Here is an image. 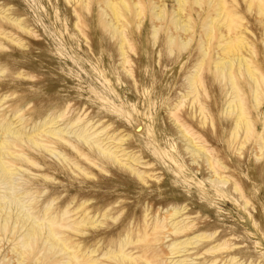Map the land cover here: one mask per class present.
Here are the masks:
<instances>
[{
    "label": "rangeland",
    "instance_id": "1",
    "mask_svg": "<svg viewBox=\"0 0 264 264\" xmlns=\"http://www.w3.org/2000/svg\"><path fill=\"white\" fill-rule=\"evenodd\" d=\"M142 1H145L142 21L132 12L123 14L121 22L116 24L103 0H0V122L13 120L14 114L20 112L29 125L51 119L64 129L82 112L87 116L84 118L97 125V130L105 128L106 134L126 136L123 147L127 153L137 155L143 163L152 164L151 169L156 170L146 175V183H142L128 168L107 162L97 153L88 152L77 144L92 161L84 160L64 141V164L56 156L59 151L56 148L62 150L61 144L51 145V149L56 150L53 152L55 155L39 151L32 153L43 167L31 168L37 177L30 179V185L40 195L36 197L34 206L41 210L50 205L59 216L64 210V224L67 223L62 231L64 241L69 240L68 245L77 256L83 254L84 248H96V256H99L126 231L144 232L147 222L151 224L157 218L168 216L167 212L171 214L174 209L185 208L182 215H187L196 224V233L218 231V237H221L226 231L234 232L239 239L232 238L231 241L239 245L237 249L264 258V230L255 234L246 225L252 222V217L254 220V217L264 214L260 211L264 195L255 196L257 190H248L253 207H258L259 212H256L252 207L245 210L243 199L235 193L215 191L207 164L201 162L202 166H198L193 163V158L181 146V136L177 135L170 120L174 115L181 124L189 126L197 138L204 137L212 154L219 159V165L230 168L222 173L233 174L232 180L246 187L255 184L250 175L256 167L250 163L255 161L250 143L245 145L240 157L236 142L229 141L233 123L225 114V104L231 85L224 82L215 63L225 58L219 55V42L223 35L233 39L243 37L255 45L258 55L251 48L244 47L238 51L240 55L236 52L229 57H249L251 70L264 74V16L256 4L249 8L243 0H223L225 9L219 10V0H215L211 9L208 0H199V3L187 0L185 8L187 15L192 17L193 41L186 50L176 48L170 54L166 26L156 22L158 43L152 41L153 6L148 0ZM157 1L168 12L177 7L175 0H154L153 3ZM220 13L229 19L232 16L230 21H233L228 19L221 24L218 19ZM101 17L126 35V57L122 56L118 39H113L101 28ZM210 17L216 18V24L210 53L200 70L201 84L205 89L201 92L200 102L206 109L202 114L199 104L192 106L187 101L182 107L177 108V105L189 88L187 78L190 71L193 72L200 61L201 26ZM25 30H29L31 35ZM235 69L238 72L235 67L234 74L237 73ZM239 72V77L237 74L235 77L240 84H253L248 73L244 70ZM255 72L259 78V73ZM133 119L142 124L144 135H139L136 124L131 123ZM15 121L19 122L18 119ZM48 140L53 143V136ZM67 140L77 142L74 135ZM27 146L24 144L23 147ZM18 165L25 166L26 163L22 160ZM138 169L150 171L141 165ZM261 188H264V181L258 184L257 189ZM24 201L29 202L28 199ZM15 209V213L20 214L17 212L20 207ZM85 211L95 218L94 222L88 220L93 225H75ZM144 214L149 216L147 222ZM166 232H150L146 238L143 245L152 246V253L147 254L149 260L170 264L172 257L168 246L176 237L166 238ZM158 233L163 239L155 243ZM218 237L201 240L197 246L189 248L194 249L189 254L207 249L216 243ZM10 246L5 237L0 244V264L16 259L10 252ZM223 254L215 256L220 258ZM61 255L56 256L59 258ZM210 257L205 254L199 262L204 263Z\"/></svg>",
    "mask_w": 264,
    "mask_h": 264
},
{
    "label": "bare ground",
    "instance_id": "2",
    "mask_svg": "<svg viewBox=\"0 0 264 264\" xmlns=\"http://www.w3.org/2000/svg\"><path fill=\"white\" fill-rule=\"evenodd\" d=\"M195 1L199 3V0ZM243 1L247 3L249 8H251L253 4H256L260 14L262 17L264 16L263 0ZM144 2L142 0H103V3L106 4V8L111 12L112 20L116 21V24L121 22L120 20L123 18V14L130 15L132 12L142 21L145 14ZM153 2L154 0H148V3L153 6L151 9L152 21L154 22L152 27L154 30L152 33V41H154L155 44L158 43L159 30L156 29L158 27L156 22H159L167 28L168 49L170 54H172L176 48L184 50H186L185 48H189L190 43L193 41L194 27L192 17L187 15L188 11L186 13L185 5L187 4V0H175L177 7L174 8L172 12H168L166 7H162L158 1V3ZM160 2L162 1L160 0ZM214 2L215 0H208L209 6H207L211 9L210 6H213ZM218 5L220 6L218 10L220 8L225 9L226 4L223 0H219ZM221 10L223 11V9ZM204 14L206 13L204 12ZM215 19L216 18L210 17L209 20L204 21L202 26L200 25L202 28L200 32L201 36L198 35L200 37V47L198 46L201 52L200 61L196 65L194 71H190L187 78L189 88L182 94L177 108L182 107L185 102L189 101L192 106L193 104H199L201 113H206V109L200 102L201 92H205L201 84L200 70L204 64V60L210 53L211 43L214 41ZM218 19L220 23L223 24L229 19V16L220 13ZM232 21L233 20L230 22ZM100 25L104 32H108L113 39H118L122 49V56L126 57L128 54L126 50L128 41L124 32H119L118 27H111L110 21H107L104 17L100 18ZM26 32L31 35L29 30ZM3 37L7 38L8 36ZM181 37L182 40H180ZM9 40L13 41V39ZM220 41L219 47L221 49L219 55L225 58L216 61L215 64L216 70L221 73L224 82L227 81L231 85L226 94L228 100L225 104V114L233 123L230 127L229 141L231 143L236 142V150L240 157H242V151L245 145L250 143L249 148L253 151L255 157V161H250V163L253 167L256 165L250 175L254 179L255 184L246 187L238 181L232 180L234 179L233 174L225 175V173H222V171H229L230 168L223 166L222 163V166L219 165V159L212 154L207 142L203 139L204 137L197 138L195 134L191 133L192 129L187 125L181 124V120L174 117V115L170 120L176 128L177 135L181 136V146L184 151L193 158V163H197L198 166H202L201 162L207 164V170L210 172V175L212 174L213 178V180L210 181L215 184V191L220 193L233 192L243 199L245 210H247L248 207H252L253 211L259 212L258 207H253L248 190H253L254 192L257 190L255 196L264 195V188L257 189L258 184L264 181V113H262L264 104V74L259 73L258 70H251V63L247 60L249 57L236 56L237 59L229 57L230 54H236V52L244 47H249L256 53L255 45L249 43L243 37L233 39L223 35ZM24 47H26L25 44ZM256 55H258V53H256ZM254 58L256 59V57ZM235 67L238 69V72L244 70L248 73L253 84H250V86L249 84H246V86L245 84H240L235 77L238 72L236 69L235 71L237 73L234 74L235 72H233ZM255 71L259 73V78H256V75L253 73ZM237 77H239L238 74ZM248 103H251V106H248ZM80 113L81 116L71 121L70 126L64 129L60 127L56 120L51 119L40 120L39 124L36 122L29 125V123H25L23 115H21L20 112L14 114L13 120L10 119L0 122V244L3 239L7 237L11 245L10 252L16 256L13 262L9 261L6 264H113V262L117 264H138L139 261H141L142 264H146L147 262L151 264H163L161 261L149 260L147 254L149 252L152 253V246L149 247L147 244V247L143 244L146 238L150 236V232L155 233L164 230L167 231L164 233V236H167L166 238L176 237L172 239V243L168 246L170 249L168 252L169 256L172 257L170 259V264H264V258H257L236 248L239 245L233 244L231 239L234 238L238 240L239 237L234 232L226 231L221 237H218V231H214L210 234L196 233V224L191 222L187 215H182L186 210L185 208L181 210L174 209L171 214L167 212L169 213L167 214L168 216H165V218H157L151 224L147 222L149 217L148 214H144V221L147 222H145L144 232L139 233L136 231L137 233H135L133 230L126 231L124 236L116 240L112 246L108 247L99 256H96L98 254L96 248H84L81 256H77L76 252L73 253L68 245L70 243L69 240L64 241V233H62L64 227H66L64 225H67V223L64 224V210L59 216L58 213L52 210L50 205H47L41 210H38L34 206L36 197H40V195L36 189L30 185V179L37 177V175L32 173L31 168L42 169L43 167L39 160L32 156V153L39 151L42 153L50 152L55 155L53 152H56V150L51 149V145L59 146V144H61L62 150L56 148L59 150L56 156L58 160L64 164V162H66L63 151L65 141L81 155L84 160H89V162L92 161L89 154L86 153V151H81L77 147L79 146L77 144L82 145V148H85L88 152L97 153L99 157L107 162H114L119 164V166L121 165L128 168L142 183H146V175L156 172V170L151 169L153 166L152 164L143 163L144 161L142 162L137 155L127 153L123 147V143L126 142V136H118L116 133L106 134L105 128L97 130V125H93L91 121L84 118L87 117L86 114ZM60 118H62V116H60ZM16 119L19 120L18 123L21 124L20 126L17 125ZM131 123L134 125L136 124V130L138 129L137 131L140 136L144 135V127H142L139 121L133 119ZM72 135L75 136L76 143L68 142L67 137L70 138ZM50 136L54 138L53 143L48 140ZM24 144L28 146L24 148ZM22 160L26 163L25 166L18 165ZM69 162L75 164L71 160ZM140 165L150 168V171L145 172L139 170L138 166ZM38 177L44 179L49 178L47 175H39ZM202 195L201 193V196ZM25 199H28L29 202L25 203ZM16 207L17 209L20 207V210H17L20 214L15 213ZM260 211L264 213V203L261 204ZM84 214L78 217L79 222H75V225H93V223H89L88 220L93 221L95 218L90 217L87 211H85ZM263 215L254 217V220L252 217V222L246 223L247 227L253 230L255 234L264 230ZM252 225L254 227H252ZM78 231L79 229L77 232ZM85 233L86 232H84V234ZM158 234L159 238L155 239V243L163 239L161 233ZM216 237H218V239L215 244L209 245L207 249L195 252L193 255L189 254L192 251L194 252V249L190 250L189 248L197 246L201 240H213ZM53 251L57 252L52 253ZM217 253L224 254L219 258L215 256ZM58 254H62L61 257L57 258L56 255ZM205 254L211 256L210 259L204 263L199 262V258ZM102 258H104V260H101Z\"/></svg>",
    "mask_w": 264,
    "mask_h": 264
}]
</instances>
